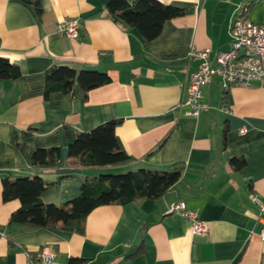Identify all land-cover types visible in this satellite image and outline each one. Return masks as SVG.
<instances>
[{
	"label": "crops",
	"instance_id": "crops-1",
	"mask_svg": "<svg viewBox=\"0 0 264 264\" xmlns=\"http://www.w3.org/2000/svg\"><path fill=\"white\" fill-rule=\"evenodd\" d=\"M133 3L135 0H126ZM186 12L164 22L146 44L134 28L107 17L106 0H0V57L19 68L0 79V264H26V254L46 249L58 264H259L264 253V77L248 88H203L208 110L184 116L189 77L197 62L191 46L214 54L229 49L230 20L241 14L264 23V0H157ZM81 24L75 40L59 38L66 18ZM58 66L105 73L110 83L86 98L53 93L43 99L45 72ZM118 120L115 137L131 161L119 167L69 165L67 146L78 133ZM243 130V133L241 131ZM29 133V134H27ZM60 148L56 167L35 168L38 148ZM232 158L244 164L232 167ZM180 167V179L157 200L100 206L81 234L56 227L11 223L18 201L3 202L1 180L40 177L45 204L64 205L84 179L100 173ZM183 201L206 223L192 236L189 223L168 207Z\"/></svg>",
	"mask_w": 264,
	"mask_h": 264
},
{
	"label": "trees",
	"instance_id": "trees-1",
	"mask_svg": "<svg viewBox=\"0 0 264 264\" xmlns=\"http://www.w3.org/2000/svg\"><path fill=\"white\" fill-rule=\"evenodd\" d=\"M32 5L36 14H41L39 0H17ZM185 9L165 5L157 0H106L105 13L126 28H134L148 44L160 33L164 22L179 17ZM19 68L0 57V79L16 80ZM110 78L105 73L90 70L76 71L67 66L52 67L44 75L43 99L53 93L83 96L92 89L107 85ZM118 120H109L88 132H81L67 146L69 165L83 169H106L119 167L131 158L119 147L115 137ZM29 134V133H27ZM60 160V148H38L31 155L35 168L56 167ZM229 164L239 168L243 158H232ZM181 176L180 167L171 171L157 172L149 169L127 171L120 174L100 173L86 178L81 184L79 195L64 205L45 204L41 194L49 186L36 176L1 180L3 202L18 201L19 207L10 218L11 223H27L37 227H56L81 234L87 215L97 207L125 205L137 199L157 200L174 185ZM78 259H68L67 264H78Z\"/></svg>",
	"mask_w": 264,
	"mask_h": 264
},
{
	"label": "built area",
	"instance_id": "built-area-1",
	"mask_svg": "<svg viewBox=\"0 0 264 264\" xmlns=\"http://www.w3.org/2000/svg\"><path fill=\"white\" fill-rule=\"evenodd\" d=\"M81 24L78 18H66L55 30L56 36L75 40L79 37ZM229 49L211 57V49H198L191 46L188 58L197 62L196 69L189 77L186 96L182 106L186 107L184 116L197 118L208 110L203 101V88L213 80H219L223 90L231 86L250 87L264 77V23H252L241 14H235L229 25ZM243 133V130L241 131ZM167 213L177 214L189 223L192 236L205 234L207 225L199 214L187 209L183 201L172 203ZM264 241V231L259 233ZM26 264H58L54 254L46 249H39L26 254ZM259 264H264V253Z\"/></svg>",
	"mask_w": 264,
	"mask_h": 264
},
{
	"label": "rangeland",
	"instance_id": "rangeland-1",
	"mask_svg": "<svg viewBox=\"0 0 264 264\" xmlns=\"http://www.w3.org/2000/svg\"><path fill=\"white\" fill-rule=\"evenodd\" d=\"M123 173H125V172H123ZM108 174V173H107ZM109 174H120V173H109ZM97 175H99V174H97Z\"/></svg>",
	"mask_w": 264,
	"mask_h": 264
}]
</instances>
